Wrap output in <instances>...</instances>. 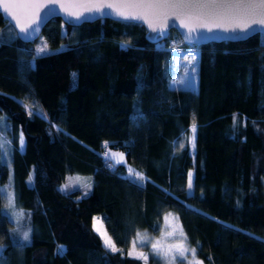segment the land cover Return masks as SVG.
I'll list each match as a JSON object with an SVG mask.
<instances>
[{
	"label": "trees",
	"instance_id": "obj_1",
	"mask_svg": "<svg viewBox=\"0 0 264 264\" xmlns=\"http://www.w3.org/2000/svg\"><path fill=\"white\" fill-rule=\"evenodd\" d=\"M0 32V117L10 125L0 131L12 141L0 179L11 181L32 225L20 246L0 214V264H142L126 250L137 229L156 228L168 211L204 264H264V33L196 45L193 91L170 86L175 29L157 46L138 22L71 25L56 16L42 29L50 50L41 56L33 41L9 38L1 13ZM18 101L37 103L49 119L30 118ZM105 141L144 174L143 187L126 164L105 159ZM73 171L91 176L87 196L58 189ZM95 214L123 254L105 250Z\"/></svg>",
	"mask_w": 264,
	"mask_h": 264
},
{
	"label": "snow or ice",
	"instance_id": "obj_2",
	"mask_svg": "<svg viewBox=\"0 0 264 264\" xmlns=\"http://www.w3.org/2000/svg\"><path fill=\"white\" fill-rule=\"evenodd\" d=\"M57 6L66 16L74 18L77 22L88 20L92 18L93 14L100 16L114 15L123 20L143 21L151 32L158 33L159 36L167 34L170 18H174L172 24L174 25L175 21L178 20L180 27L186 29V38L189 40L199 39L203 35V32L211 34L216 30L234 33L236 34L234 38H244L258 31L264 32V0H75V2H68V0H0V7L3 8L4 13L7 14V17L11 18V21H14V23L9 22V38L15 36L25 41H33L38 37L42 24L50 16L56 14ZM159 36L152 38L158 39ZM2 38L3 33L0 32V39ZM174 50L178 51V49ZM35 51L37 56L49 54L47 41H42V44ZM184 60L189 65H192L193 61L196 60V55L184 56ZM195 72L196 68L192 66L190 72L186 74L187 79L184 82L193 83ZM75 75L74 73V86L76 83ZM0 95L3 94L0 93ZM18 103L25 109L30 118L35 116L44 120L49 119L47 113L37 103L25 101H18ZM6 119V117H0V129L10 127L6 123ZM232 119L233 126L235 127L237 116L234 114ZM52 127L57 126L53 124ZM57 130L59 131L60 129L57 128ZM190 131L191 136L187 137V139L194 148L197 131L195 117H193ZM11 143L12 141L8 140L3 132L0 131V158L5 154H10ZM24 143V134L21 131L19 137L21 149ZM109 143L105 141L103 146L109 149ZM179 146L183 149L185 144L181 142ZM103 155L106 160L111 159L116 165L126 164L123 152H112L109 149ZM107 166L111 168L113 164H108ZM128 173L129 180L137 187H143V182H147V178L142 172L135 171L129 167ZM74 185H80L84 188V196H87L92 188L90 178L75 175L66 178V182L60 187V191H69ZM10 187L11 181L5 187L0 188V197L5 196V194L7 195V211L0 209V214L9 216L10 220L14 218L18 224L25 217L30 219L31 213H25L22 208L17 207L14 191L6 192V189ZM192 187V173L190 172L188 175V188L191 189ZM168 216H172V214L169 213L165 217L166 221ZM174 219L178 221L179 218L174 217ZM93 221V228L100 235L105 250L123 254V250L116 246L115 241L108 234L107 230L102 231L103 224H100L99 227L97 226L99 218L94 217ZM175 230L179 231L183 241L187 240L182 228L177 225ZM18 232L19 229L14 228L12 235L14 240L21 241L20 246L30 243L31 229L24 231L20 236H17ZM172 235L173 232H166L162 234V239ZM147 239L146 233L141 234L138 232L136 240L133 241V249L127 255L143 260L147 264L149 254L135 251L137 242H139L140 246H146L144 242ZM2 251L3 246L0 245V252ZM64 251L63 246L57 249L58 254H63ZM189 251L193 254V261L190 264H202V261L195 259L196 249H189L185 243L168 245L167 248L163 247L160 241L152 243L153 253L162 255L166 259L169 258L170 253H173V261L176 256L186 259V253ZM181 264H183V261H181Z\"/></svg>",
	"mask_w": 264,
	"mask_h": 264
},
{
	"label": "rangeland",
	"instance_id": "obj_3",
	"mask_svg": "<svg viewBox=\"0 0 264 264\" xmlns=\"http://www.w3.org/2000/svg\"><path fill=\"white\" fill-rule=\"evenodd\" d=\"M60 26H61L62 33H66V28H65L63 22L60 24ZM71 37L72 36L70 34L69 38H71ZM173 37L174 36H172V38ZM69 40L71 41L73 39H69ZM180 40H181V38H180ZM180 40H179V38L175 37V42L176 43L173 42V44H172V50H171L172 62H171V69H170L171 70V73H170L171 74L170 86L174 87V88L190 89V90L196 91L197 90V86H198V53H199V51H198V48L196 46H191V45L190 46H183V45H181ZM42 41H44V38L40 34L33 41L34 51L36 50V48L38 46H40L42 44ZM169 41H170V39H169ZM155 43H156L157 46H165L166 43H167V40L166 39L165 40L162 39V40L156 41ZM60 46H64V44H61ZM174 49H178V51H176ZM49 50H50V48H49ZM35 53H36V51H35ZM191 54H195L196 55V60L193 61L192 65H189L188 62L186 60H184V56H190ZM192 66H195V68H196L195 76L193 78L194 82L193 83H185L184 81H186V79H187V75L186 74H188L190 72V68ZM191 146H192V144H191ZM19 149H21L20 145H19ZM109 149L112 152H123L124 153V151L122 149H119V148L109 147ZM109 149L105 148V151H107ZM2 158L3 159H0L1 161L4 160V155H3ZM109 160L112 163H114L111 159H109ZM126 166L128 168L131 167L135 171H138L132 165L127 164V162H126ZM190 172L192 173V170H190ZM75 175H79V176H81L83 178H90L91 179V183H92V178L89 175H86V174H83V173H79V172H76V171L67 172L66 175L64 176V178L62 179L61 183L59 184L58 189L60 190L61 185H63L66 182V178L67 177L75 176ZM126 175L129 177L128 170H127ZM28 181H30V178L28 179ZM8 184H9V181L0 179V188H3V187H5ZM263 186H264V179H263ZM73 189H80L84 193V188L81 187L80 185H74L71 190H73ZM188 190L191 191V189H189V188H188ZM12 191H14L15 196H16V205H17V207L18 208H22L25 213H28L29 210L21 207L18 204L16 191L14 190V187H13V185L11 183V187L7 188L6 192H12ZM2 199H3V203H2L1 209H4L5 211H7V209H6L7 195L5 194V196H3ZM169 213H171L172 216H168V219L166 221L165 217ZM94 217L99 218L97 226L99 227L100 224H103L102 231L106 230L102 218L100 216L96 215V214L93 215V217H92V227H93V223H94V221H93ZM174 217H177L176 214L174 212H172V211H168V212L164 213L159 218V221H158V224H157L156 228H150L148 226H143L142 228L137 229V231L134 234V237L132 239V242H131L130 246L126 250L127 253L133 249V241L136 240L137 233L138 232L141 233V234L146 233L147 237H148V239L144 242L146 246H140L139 242H137V247L135 248V251L136 252H144V253H148L149 254V258L147 260V264H170V262H171V264H181V261H183V264H190V262L193 261V254L191 253V251L186 253V259L183 258V257L176 256L174 261L172 260L173 253H170L169 254V258L166 259L162 255H157L156 253L152 252V243H155L156 241H160L161 245L163 247H165V248H167L168 245L179 244V243H185L186 246L189 249L194 248L190 243H188L187 241H183L182 240L178 230L174 231V229L176 228L177 225L180 227L179 221L174 219ZM10 221L13 223V225L9 229V235H10V239H11L12 242L21 243V241L13 239L12 230L14 228H18L19 229V232L17 233V236H20L24 231H28L29 229H31V234H32L31 219L25 217L18 224L16 223L14 218L11 219ZM166 232H173V235L172 236H168L165 239H162V234H164ZM101 241H102V239H101ZM102 244H103V241H102ZM0 245L3 246V244H0ZM118 248H120V247H118ZM1 254H2V252H0V255ZM195 259L201 261L200 258H198V256L196 255V253H195ZM141 262H142V264H145V261L141 260ZM202 264H204V263L202 262Z\"/></svg>",
	"mask_w": 264,
	"mask_h": 264
},
{
	"label": "water",
	"instance_id": "obj_4",
	"mask_svg": "<svg viewBox=\"0 0 264 264\" xmlns=\"http://www.w3.org/2000/svg\"><path fill=\"white\" fill-rule=\"evenodd\" d=\"M68 2H75V0H68ZM0 13L3 17V19L7 20L8 22H11V23H14V21H11V18L10 17H7V14L4 13V10L2 7H0ZM60 17L65 23L67 24H71V25H78L84 21H93L95 19H98V18H101V17H107V18H110V19H114V20H123V19H119L117 17H115L114 15H105V16H100L98 14H93L92 18L88 19V20H82V21H79L77 22L74 18L72 17H68L64 14L63 11H61L59 9V7L57 6V11H56V14L55 15H52L50 16L41 26L40 28V32H39V35L41 34L42 32V29L44 27V25L53 17ZM174 18H170V21H169V28L167 29V34L165 36H159L158 33H155V32H151V30L148 28L147 24L143 23V21H134V22H138L140 24H142L144 27H145V38L151 42H156V41H159V40H162L164 38H166L169 34V31L170 29H175L176 32L179 34L180 38L182 39V41L187 44V45H191V46H196V45H200L202 43H207L209 41H221V40H241V39H245L246 37L254 34H249L248 36L244 37V38H234V36L236 34L234 33H231V32H223L221 30H216L214 33H207V32H203V35L199 38V39H192V40H189L186 38V29H182L180 27V22L177 20L175 21V24L173 25L172 24V20ZM123 21H132V20H123ZM258 32H261V31H258ZM257 33V32H256ZM264 33V32H262ZM38 35V36H39ZM158 39H153L152 37H158ZM21 41L23 42H29V41H25L21 38H19ZM36 39V38H35ZM34 39V40H35ZM33 40V41H34Z\"/></svg>",
	"mask_w": 264,
	"mask_h": 264
},
{
	"label": "built area",
	"instance_id": "obj_5",
	"mask_svg": "<svg viewBox=\"0 0 264 264\" xmlns=\"http://www.w3.org/2000/svg\"><path fill=\"white\" fill-rule=\"evenodd\" d=\"M173 41H174V39H173Z\"/></svg>",
	"mask_w": 264,
	"mask_h": 264
}]
</instances>
